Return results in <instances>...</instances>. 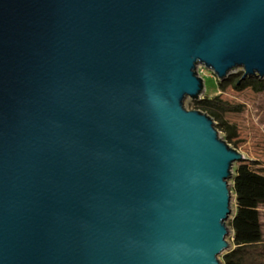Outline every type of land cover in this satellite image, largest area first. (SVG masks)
I'll return each instance as SVG.
<instances>
[{
    "label": "water",
    "instance_id": "95a60500",
    "mask_svg": "<svg viewBox=\"0 0 264 264\" xmlns=\"http://www.w3.org/2000/svg\"><path fill=\"white\" fill-rule=\"evenodd\" d=\"M199 65L264 79V0H0V264H223Z\"/></svg>",
    "mask_w": 264,
    "mask_h": 264
},
{
    "label": "trees",
    "instance_id": "16d2710c",
    "mask_svg": "<svg viewBox=\"0 0 264 264\" xmlns=\"http://www.w3.org/2000/svg\"><path fill=\"white\" fill-rule=\"evenodd\" d=\"M243 74L239 72L222 82L218 81L219 89L226 91L233 87L236 90L251 89L256 93L264 92V79L242 80ZM195 105L218 122L217 126L226 133L225 139L229 144H236V126L224 120L222 114L240 112V106L223 101L220 96L205 97L195 101ZM233 191L237 206L230 222L234 232V247L223 255V264H264V222L260 212V207L264 205V169L254 170L247 164H238L233 179Z\"/></svg>",
    "mask_w": 264,
    "mask_h": 264
},
{
    "label": "rangeland",
    "instance_id": "374dc122",
    "mask_svg": "<svg viewBox=\"0 0 264 264\" xmlns=\"http://www.w3.org/2000/svg\"><path fill=\"white\" fill-rule=\"evenodd\" d=\"M197 71L205 81L206 89L202 96L203 99L205 97L214 98L220 96L223 101L242 108L240 112L222 114L224 120L231 125L236 126L238 134L234 139L236 144L230 145L244 156L245 160L240 163L247 164L254 170L264 169V92L256 93L251 89L236 90L233 87H229L226 91H221L218 87L219 79L211 70L199 65ZM239 72H243V70L237 69L233 74H238ZM184 104L188 110H200L195 105V101L189 98L185 100ZM215 124L220 136L225 139L227 136L226 133L218 128V122L215 121ZM240 163L235 164L233 177L228 181L229 188L232 191L233 214L227 221V226L230 230L227 239L232 244V249L234 247V232L230 226V222L232 221L237 208L236 195L233 191V179L235 177L236 167ZM260 212L261 219L264 222V205L260 207ZM222 257L223 255L220 256L221 261Z\"/></svg>",
    "mask_w": 264,
    "mask_h": 264
}]
</instances>
